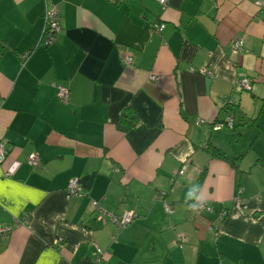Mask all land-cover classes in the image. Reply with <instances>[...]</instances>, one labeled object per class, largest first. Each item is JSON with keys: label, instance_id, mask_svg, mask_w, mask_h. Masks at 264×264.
<instances>
[{"label": "crops", "instance_id": "crops-1", "mask_svg": "<svg viewBox=\"0 0 264 264\" xmlns=\"http://www.w3.org/2000/svg\"><path fill=\"white\" fill-rule=\"evenodd\" d=\"M0 144V264H264V0H0Z\"/></svg>", "mask_w": 264, "mask_h": 264}, {"label": "built area", "instance_id": "built-area-1", "mask_svg": "<svg viewBox=\"0 0 264 264\" xmlns=\"http://www.w3.org/2000/svg\"><path fill=\"white\" fill-rule=\"evenodd\" d=\"M156 1L159 3V5L161 6L162 9L165 8V6L167 4V0H156ZM257 4L260 5V2H257ZM59 18H60L59 8L56 4H52L49 7H47L46 12H45V16H44L45 28H44V33H43V36H44V38H43L44 42L43 43L45 45H48V44L55 42V40L57 38V34L60 31ZM154 28L157 32L162 31L164 29V25L163 24H155ZM235 46H236V49H238V50L242 49L241 43H239V42ZM123 62L127 63L128 59L123 58ZM153 79H155V78H153ZM238 83L240 84L239 85L240 87L247 88L248 90H251V88L249 87V81L247 79L242 78L239 80ZM56 90H57V95L61 99L65 100L68 97L69 91L65 85H63V84L57 85L56 84ZM199 123H201V122H199ZM233 125H234V119L232 117H230L226 120L225 123L220 122V123H217L214 126H212L211 130L216 132V131H220V130L224 129L225 127L231 128ZM4 155H5V153H4L3 145L0 144V162L3 161ZM27 164L32 168L38 167L39 166L38 157L35 154H30L28 156V159H27ZM179 174L182 175L183 170H180ZM67 191H68V194L70 196H74V197H79V196H81V193H82L81 188L79 186V183L75 179L68 182ZM93 206L96 207L97 204L94 203ZM195 206H196L197 210H200V211L201 210L211 211V207L206 203L196 204ZM163 208L167 214H170L173 211L172 206L165 201L163 202ZM99 212H101V211L99 210ZM108 216L120 228L127 227L128 225H130L132 222H134L137 219V215L131 211H125L118 218H116L114 216L111 217L110 215H108ZM8 233H9V229H7V228L4 230H1V234L3 236L7 235ZM101 254H102L101 249L97 248L96 249V255H97L98 261L100 260Z\"/></svg>", "mask_w": 264, "mask_h": 264}, {"label": "trees", "instance_id": "trees-1", "mask_svg": "<svg viewBox=\"0 0 264 264\" xmlns=\"http://www.w3.org/2000/svg\"><path fill=\"white\" fill-rule=\"evenodd\" d=\"M43 38H44V36H42V40H41L42 43L44 42V39ZM128 113H129L128 114V117L125 118V116L123 115L121 117V120L119 121L118 128L121 131H126V130L130 129L131 127L135 126V124L137 122L136 116H135L134 112L132 111V109L129 108L128 109ZM220 122L225 123L226 122V119H224L223 121L215 122L212 126H214L215 124L220 123ZM212 126L210 125V127H212ZM233 127H234V125L231 128H233ZM225 128H228V127H225ZM209 150H210V153L212 155L216 156V157H221V155H222L221 152H220V150H218L215 147L214 148H210ZM203 174L201 176H203Z\"/></svg>", "mask_w": 264, "mask_h": 264}, {"label": "clouds", "instance_id": "clouds-1", "mask_svg": "<svg viewBox=\"0 0 264 264\" xmlns=\"http://www.w3.org/2000/svg\"><path fill=\"white\" fill-rule=\"evenodd\" d=\"M189 208H190V210H192V211H196V210H197L196 206H194V205H190Z\"/></svg>", "mask_w": 264, "mask_h": 264}, {"label": "rangeland", "instance_id": "rangeland-1", "mask_svg": "<svg viewBox=\"0 0 264 264\" xmlns=\"http://www.w3.org/2000/svg\"><path fill=\"white\" fill-rule=\"evenodd\" d=\"M242 143L245 144L244 138L242 140ZM228 154L230 155L231 154V151H229Z\"/></svg>", "mask_w": 264, "mask_h": 264}]
</instances>
